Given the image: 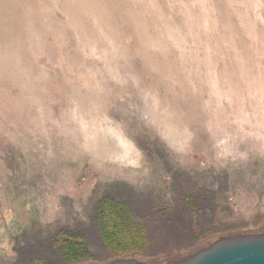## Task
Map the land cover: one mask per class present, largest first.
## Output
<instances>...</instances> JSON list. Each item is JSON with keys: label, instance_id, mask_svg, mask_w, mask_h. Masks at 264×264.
Here are the masks:
<instances>
[{"label": "rangeland", "instance_id": "rangeland-1", "mask_svg": "<svg viewBox=\"0 0 264 264\" xmlns=\"http://www.w3.org/2000/svg\"><path fill=\"white\" fill-rule=\"evenodd\" d=\"M19 1L0 21V264L25 230L91 227L108 193L148 252L110 256L92 226L81 264L264 234V0ZM185 189L206 193L195 214Z\"/></svg>", "mask_w": 264, "mask_h": 264}, {"label": "trees", "instance_id": "trees-1", "mask_svg": "<svg viewBox=\"0 0 264 264\" xmlns=\"http://www.w3.org/2000/svg\"><path fill=\"white\" fill-rule=\"evenodd\" d=\"M185 191L179 194L180 202L189 208L188 212L195 214L197 210L192 205L204 202L206 193ZM91 214V227L78 222L72 227H58L51 232L39 230L30 233L25 230L20 237H12L17 255L15 264H49L51 261L56 264H81L91 261L94 259V244L90 235L92 226L110 256L128 257L148 252L146 229L135 221L123 201L110 193L105 194ZM205 228L201 227L200 236L204 235ZM19 238L22 241L19 242Z\"/></svg>", "mask_w": 264, "mask_h": 264}, {"label": "water", "instance_id": "water-1", "mask_svg": "<svg viewBox=\"0 0 264 264\" xmlns=\"http://www.w3.org/2000/svg\"><path fill=\"white\" fill-rule=\"evenodd\" d=\"M111 264H143L121 258ZM175 264H264V234L236 235L220 239L209 248Z\"/></svg>", "mask_w": 264, "mask_h": 264}, {"label": "bare ground", "instance_id": "bare-ground-1", "mask_svg": "<svg viewBox=\"0 0 264 264\" xmlns=\"http://www.w3.org/2000/svg\"><path fill=\"white\" fill-rule=\"evenodd\" d=\"M25 1V0H24ZM18 2H20L19 0H0V21L3 24H9L11 25V21H13L14 24H12L13 26L15 25V21L14 19H11L12 17H14V15L12 16V12L13 9L15 8V4H17ZM26 2V1H25ZM35 2V1H34ZM20 4H22L20 2ZM29 4V3H28ZM142 5V4H141ZM22 6V5H20ZM30 6V5H29ZM24 7V6H23ZM17 11V10H15ZM11 14V15H10ZM84 14V13H83ZM102 14V13H101ZM111 17V16H110ZM15 18V17H14ZM117 20V19H116ZM113 22V21H112ZM119 22V21H118ZM1 23V24H2ZM0 24V25H1ZM4 27V26H3Z\"/></svg>", "mask_w": 264, "mask_h": 264}]
</instances>
